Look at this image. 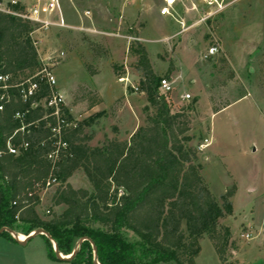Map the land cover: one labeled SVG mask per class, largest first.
<instances>
[{"label": "rangeland", "instance_id": "obj_1", "mask_svg": "<svg viewBox=\"0 0 264 264\" xmlns=\"http://www.w3.org/2000/svg\"><path fill=\"white\" fill-rule=\"evenodd\" d=\"M20 1L22 8L34 3ZM59 1L71 28H33L31 38L38 60H43L40 64L47 56L64 53L52 69L55 91L75 122L90 118L92 124L85 128L92 136L89 145L101 147L113 138L128 140L153 112L145 95L131 88L140 73L126 37L136 38L153 72L167 80L175 78L166 95L174 111L187 115L189 145L200 148L197 164L204 184L218 203L231 186L236 188L230 199L232 214L217 223L220 235L229 231L226 261L264 264V0H175L169 16L159 13L165 0ZM84 12L89 13L87 18ZM81 27L92 31L84 33ZM211 46L217 53L204 59ZM169 65L173 70L166 77ZM120 77H127L129 83H118ZM87 92L99 96L101 104L89 110L82 101ZM184 93L190 100L179 99ZM225 104L230 105L213 114L214 108ZM204 140L209 141L207 146ZM67 182L73 189L92 192L81 171ZM56 188L41 192L36 211L42 219L48 211L62 210L52 207ZM246 232L252 235L248 242L239 237ZM199 244L195 264H221L208 237ZM0 264L71 263L49 259L46 242L37 235L25 245L0 236Z\"/></svg>", "mask_w": 264, "mask_h": 264}, {"label": "trees", "instance_id": "obj_2", "mask_svg": "<svg viewBox=\"0 0 264 264\" xmlns=\"http://www.w3.org/2000/svg\"><path fill=\"white\" fill-rule=\"evenodd\" d=\"M33 26L20 18L0 12V75L16 84L31 78L38 56L31 33ZM131 55L137 59L140 79L138 92L146 97L152 114L145 118L128 140L110 139L105 145L91 147V134L85 132L90 118L75 122L66 109L70 126L60 131L66 144L54 161L46 158L53 150L47 124L48 112L31 108L48 93L47 86L34 78L38 90L23 101L19 88L3 94L0 111V228L28 236L37 229L46 232L63 256L72 253L76 243L88 238L95 246L99 264H195L200 240L208 237L221 264L226 261L229 231L217 232V223L232 214L231 186L218 203L204 184L199 147L189 145V121L182 111H174L168 95L159 92L162 79L151 68L148 54L138 42H130ZM173 70L169 65L166 77ZM94 72H92L93 75ZM87 108L101 104V98L87 92L82 97ZM213 109V114L221 111ZM147 107L143 108V112ZM20 114L21 118H15ZM23 128V130H20ZM18 147V154L6 150V141ZM21 144H27L23 149ZM81 171L92 192L73 189L68 179ZM56 179L52 207L42 219L36 207L45 182ZM10 242H16L3 233ZM47 256L55 260L49 240L43 236ZM131 237V239H130ZM93 251L83 241L71 264H92Z\"/></svg>", "mask_w": 264, "mask_h": 264}, {"label": "built area", "instance_id": "obj_3", "mask_svg": "<svg viewBox=\"0 0 264 264\" xmlns=\"http://www.w3.org/2000/svg\"><path fill=\"white\" fill-rule=\"evenodd\" d=\"M209 3L216 2V0H203ZM132 0H124V3H130ZM175 3V0L170 3L169 1L165 0L166 6H164L160 11L161 16H169L170 11L169 8ZM21 8V9H20ZM220 8V7H219ZM0 12L20 18L24 21L29 22L34 31H48L51 29H70L71 27L66 23L59 0H34L33 5L29 8H22L20 5L19 0H0ZM89 13L84 12V17H88ZM82 32H91L92 30L88 28L81 27L79 29ZM127 41L133 42L136 41V38L133 37H126ZM34 47L36 48V43L33 42ZM37 52V51H36ZM217 53V48L215 46H211L207 49L205 55L203 56L204 59H209ZM64 53L59 52L58 54H53L47 56L44 60V64L38 60V64L42 65L40 70L33 75L31 78L24 79L16 84L11 82V77L8 75H0V92L6 94L10 87L19 88V94L23 101L27 98L32 97L38 90V83L34 80L37 78L39 81H42L48 88L47 95L40 99L38 102L31 104V108L42 107L48 113L44 115V119L51 117L54 119V125L47 124L46 127L49 129L52 138V146L53 150L49 152L46 156L48 160L54 161L58 153L61 149L66 148V144L61 141L60 138V131L64 127H68L71 123H67L64 114L62 112V98L61 96L55 91L56 88V80L52 75V69L59 64V62L63 59ZM118 83L126 85L129 83L127 77H120L117 79ZM135 92L138 91L136 86L131 87ZM172 91V83L162 78L159 82V92L162 94H169ZM3 94L0 95V111L3 109ZM179 99L182 101L190 100V95L187 93L181 94ZM15 118H21L20 114H15ZM23 130V128H20ZM209 143L208 140H204V145L207 146ZM201 146V147H203ZM20 147L25 149L27 144H21ZM6 150L11 155L18 154V147H15L10 144L9 139L6 141ZM56 184V179L51 178L47 180L39 192V200H41V192L50 190ZM240 239L248 242L252 239V235L249 232L241 234ZM232 255H235L233 251H231Z\"/></svg>", "mask_w": 264, "mask_h": 264}, {"label": "water", "instance_id": "obj_4", "mask_svg": "<svg viewBox=\"0 0 264 264\" xmlns=\"http://www.w3.org/2000/svg\"><path fill=\"white\" fill-rule=\"evenodd\" d=\"M3 233H7V234H9V235H10V236L16 241V243H18V244H20V245H25V244H26V243H27V242H28L33 236L43 235V236H45V237L49 240V242H50V244H51V246H52V249H53V253H54V257H55V259L58 260V261H62V262H70L71 259H72V258L76 255V253L78 252V248H79V246L81 245V243H82L83 241H87V242L90 243L91 248H92V251H93V253H94V255H93V260H92V264H99V263L97 262L96 258H95V246L93 245V243H92L88 238H82V239H80V240L76 243L75 248H74V250L72 251V253H71L70 255H68V256H63V255H61V254L58 252V250H57V246H56V244L54 243V241H52V240L50 239L49 235H48L46 232H44L43 230H41V229H37V230H35L34 232H32L33 234L30 233L28 236L24 237L23 240H19V239H18V235H17L14 231H12L11 229H9V228H5V227L0 228V235L3 234Z\"/></svg>", "mask_w": 264, "mask_h": 264}, {"label": "crops", "instance_id": "obj_5", "mask_svg": "<svg viewBox=\"0 0 264 264\" xmlns=\"http://www.w3.org/2000/svg\"><path fill=\"white\" fill-rule=\"evenodd\" d=\"M19 1H20V0H19ZM32 1L34 2V0H32ZM20 2H21V1H20ZM169 81L173 84L174 81H175V78L173 79V77L170 76V77H169ZM135 129H136V128H135ZM135 129H134V130H135ZM134 130H133V132H134ZM133 132H131V135H132ZM129 136H130V135H129ZM18 236H19V235H18ZM235 258H236V256H235ZM236 261H237V259H236Z\"/></svg>", "mask_w": 264, "mask_h": 264}, {"label": "bare ground", "instance_id": "obj_6", "mask_svg": "<svg viewBox=\"0 0 264 264\" xmlns=\"http://www.w3.org/2000/svg\"><path fill=\"white\" fill-rule=\"evenodd\" d=\"M32 234H33V233H32ZM18 239H19V240H23V239H24V237H19V236H18Z\"/></svg>", "mask_w": 264, "mask_h": 264}]
</instances>
